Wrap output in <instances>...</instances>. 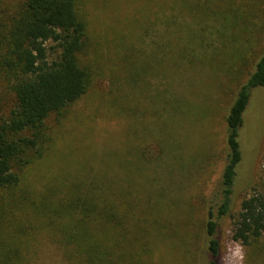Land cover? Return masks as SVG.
Instances as JSON below:
<instances>
[{
	"label": "rangeland",
	"instance_id": "374dc122",
	"mask_svg": "<svg viewBox=\"0 0 264 264\" xmlns=\"http://www.w3.org/2000/svg\"><path fill=\"white\" fill-rule=\"evenodd\" d=\"M167 1L81 0L87 21L81 60L91 85L64 119L48 120L54 144L26 172L23 189L61 186L86 172L117 177L130 171L134 187L120 191L133 193L136 210L123 233L133 241L136 264H264V236L246 247L231 234V217L264 172V88L252 92L244 113L233 206L218 221L215 258L205 229L227 154L225 116L264 53V35L248 25L227 28L221 40L211 29L204 46L189 41V28L168 38L160 22L170 12ZM12 105L0 77V111L6 115ZM9 221L0 235L5 253L20 251L17 264H77L73 248L45 218L18 212Z\"/></svg>",
	"mask_w": 264,
	"mask_h": 264
},
{
	"label": "trees",
	"instance_id": "16d2710c",
	"mask_svg": "<svg viewBox=\"0 0 264 264\" xmlns=\"http://www.w3.org/2000/svg\"><path fill=\"white\" fill-rule=\"evenodd\" d=\"M169 3L170 12L160 21L168 38L178 30L194 28L185 35L191 37V43L204 46L210 40L207 35L212 34L211 29L221 40L227 28L248 25L264 35V0H168ZM86 41L87 21L81 0H0V77L13 94V105L6 115L0 111V227H8L18 212H30L45 218L52 230L61 233L64 243L73 248L77 264H136L129 249L133 241L123 233L134 210L133 193L120 191L127 185L134 187L130 171L117 177L114 173L86 172L82 178L64 180L61 186L55 184L42 190L22 186L26 172L52 149L50 117L64 119L69 108L89 90L91 72L81 60ZM169 45L164 43L166 51ZM181 53L175 54L180 58ZM258 88H264V53L258 56L225 116L227 154L205 225L212 258L219 250L218 221L230 215L233 206L244 113L252 92ZM142 161L141 156L135 158L134 166L138 168ZM231 219L233 241L249 247L262 239L264 172ZM4 246L0 235V264H17L18 248L5 253ZM147 248L146 245L142 250ZM261 248L264 253V243Z\"/></svg>",
	"mask_w": 264,
	"mask_h": 264
}]
</instances>
